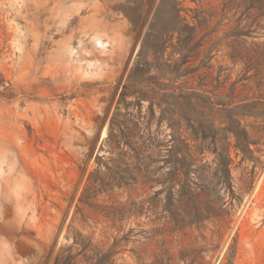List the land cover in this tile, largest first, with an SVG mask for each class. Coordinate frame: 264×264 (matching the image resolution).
Returning a JSON list of instances; mask_svg holds the SVG:
<instances>
[{"label": "rangeland", "instance_id": "obj_1", "mask_svg": "<svg viewBox=\"0 0 264 264\" xmlns=\"http://www.w3.org/2000/svg\"><path fill=\"white\" fill-rule=\"evenodd\" d=\"M0 264H264V0H0Z\"/></svg>", "mask_w": 264, "mask_h": 264}, {"label": "trees", "instance_id": "obj_2", "mask_svg": "<svg viewBox=\"0 0 264 264\" xmlns=\"http://www.w3.org/2000/svg\"><path fill=\"white\" fill-rule=\"evenodd\" d=\"M237 145H239V147H241V151L246 154L248 152V149L245 145H242V142L240 141V139H237Z\"/></svg>", "mask_w": 264, "mask_h": 264}, {"label": "bare ground", "instance_id": "obj_3", "mask_svg": "<svg viewBox=\"0 0 264 264\" xmlns=\"http://www.w3.org/2000/svg\"><path fill=\"white\" fill-rule=\"evenodd\" d=\"M102 44H103V43H102ZM98 45H101V42H100V41L97 42V46H98ZM102 46H103V45H102ZM98 47L100 48L101 46H98ZM105 136H106V129L102 127V129H101V131H100V137H101V139H103Z\"/></svg>", "mask_w": 264, "mask_h": 264}]
</instances>
